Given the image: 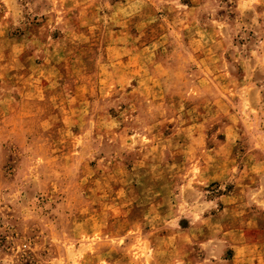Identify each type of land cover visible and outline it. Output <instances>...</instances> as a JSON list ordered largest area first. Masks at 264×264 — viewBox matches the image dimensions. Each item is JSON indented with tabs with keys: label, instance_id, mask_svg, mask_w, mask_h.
<instances>
[{
	"label": "rangeland",
	"instance_id": "rangeland-1",
	"mask_svg": "<svg viewBox=\"0 0 264 264\" xmlns=\"http://www.w3.org/2000/svg\"><path fill=\"white\" fill-rule=\"evenodd\" d=\"M0 264H264V0H0Z\"/></svg>",
	"mask_w": 264,
	"mask_h": 264
}]
</instances>
